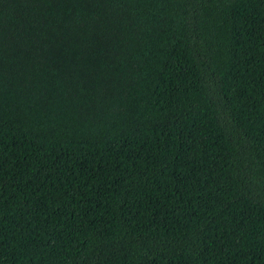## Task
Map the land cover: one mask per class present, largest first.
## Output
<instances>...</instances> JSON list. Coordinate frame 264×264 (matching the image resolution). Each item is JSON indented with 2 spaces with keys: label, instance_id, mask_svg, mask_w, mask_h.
Returning a JSON list of instances; mask_svg holds the SVG:
<instances>
[{
  "label": "trees",
  "instance_id": "trees-1",
  "mask_svg": "<svg viewBox=\"0 0 264 264\" xmlns=\"http://www.w3.org/2000/svg\"><path fill=\"white\" fill-rule=\"evenodd\" d=\"M0 264H264V0H0Z\"/></svg>",
  "mask_w": 264,
  "mask_h": 264
}]
</instances>
